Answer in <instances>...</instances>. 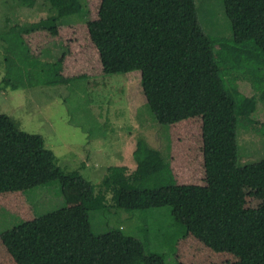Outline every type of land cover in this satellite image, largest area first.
<instances>
[{
    "label": "trees",
    "instance_id": "1",
    "mask_svg": "<svg viewBox=\"0 0 264 264\" xmlns=\"http://www.w3.org/2000/svg\"><path fill=\"white\" fill-rule=\"evenodd\" d=\"M223 3L232 42L241 48L252 45L261 58L259 67L216 59L196 0H102L98 18L87 22L106 75L141 71L143 91L161 128L201 117L206 185L176 183L164 145L156 148L144 140L134 150L135 167L108 166L95 185L78 170L60 166L42 135L22 130L0 111V193L29 195L31 189L57 181L64 192L76 190L80 198L79 203L38 214L42 201L35 202L33 219L0 233L17 264H167L163 255L147 252L138 237L119 229L97 234L91 223L97 211L164 206L206 211L205 245L234 253L237 259L227 264H264V157L257 161L263 202L250 209L238 174L237 133L240 126H264L253 115L264 105V0ZM61 17H42L27 31L56 34ZM62 59L43 61L47 76L40 84L66 81L55 75ZM226 78L249 82L251 89L241 93ZM5 213L16 217L0 211Z\"/></svg>",
    "mask_w": 264,
    "mask_h": 264
},
{
    "label": "rangeland",
    "instance_id": "2",
    "mask_svg": "<svg viewBox=\"0 0 264 264\" xmlns=\"http://www.w3.org/2000/svg\"><path fill=\"white\" fill-rule=\"evenodd\" d=\"M196 1L199 22L209 34L216 59L259 67L261 58L252 45L241 48L232 42V26L223 0ZM50 2L37 0L30 5L26 0H0V111L22 130L42 135L60 166L78 170L95 185L108 166L135 167L134 150L140 140L156 148L164 145L176 183L206 185L201 117L161 128L143 91L141 71L103 72L87 26L88 20L98 18L102 0ZM48 14L63 16L56 34L27 31L31 23ZM59 57L63 59L55 66V75L66 81L40 84L44 74L47 76L41 70L43 61H57ZM226 83L241 93L251 89L246 81L226 78ZM253 115L264 122V105ZM257 127L237 129L238 174L245 206L250 209L263 202L257 161L264 157V126ZM38 188L31 189L29 195L21 191L0 193V211L16 216L10 219L6 213L0 215V233L21 220L33 219L35 202L42 201L36 214L80 202L76 190L65 193L57 181ZM91 223L97 234L119 229L138 237L147 252L163 255L167 264H227L237 259L234 253L216 252L205 245L206 211L171 206L110 208L93 212ZM0 264H17L1 237Z\"/></svg>",
    "mask_w": 264,
    "mask_h": 264
}]
</instances>
